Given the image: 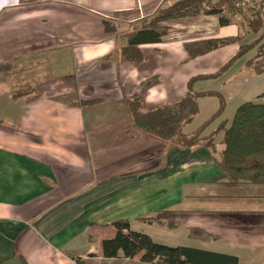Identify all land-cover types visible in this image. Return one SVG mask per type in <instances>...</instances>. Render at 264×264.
<instances>
[{
    "label": "crops",
    "instance_id": "crops-1",
    "mask_svg": "<svg viewBox=\"0 0 264 264\" xmlns=\"http://www.w3.org/2000/svg\"><path fill=\"white\" fill-rule=\"evenodd\" d=\"M181 1L0 0V70L19 64L22 74L39 71L35 87L21 76L27 88L21 98L11 96L15 74L0 81V264H21L20 259L76 264V258L87 264H140L121 254L102 257L101 243L115 236L112 224L119 220L161 245L264 264V185L227 184L206 148L177 149L147 136L133 127L127 112L126 101L145 80H160L146 95L147 108L173 103L184 97L191 78L218 73L238 51L239 44H232L188 60L186 42L239 37L231 23L222 27L217 16L201 11L162 24L186 39L166 35L139 46L140 63H121L128 38ZM249 54L252 58L254 51ZM246 62L236 81L255 97L264 95V73L246 70ZM196 70L204 73L190 77ZM64 79H70L69 87L53 85L58 95L49 96L44 83ZM212 80L193 90L220 94L225 112L232 95L225 87L196 91ZM63 92L98 103L71 106L59 100ZM207 97L214 96L199 100L196 117ZM218 108L208 121L194 124V119L183 132L211 121ZM221 140L222 133L214 141L217 151ZM161 213L169 214L174 227L165 220L139 221ZM164 228L182 235L162 236ZM190 229L212 238L191 239Z\"/></svg>",
    "mask_w": 264,
    "mask_h": 264
},
{
    "label": "trees",
    "instance_id": "trees-1",
    "mask_svg": "<svg viewBox=\"0 0 264 264\" xmlns=\"http://www.w3.org/2000/svg\"><path fill=\"white\" fill-rule=\"evenodd\" d=\"M263 6L264 0H252L250 5H244L242 0H218L215 3L212 0H183L160 12L146 27L136 31L128 38L127 46L119 52L121 63H140L143 57L139 46L161 42L170 30L163 26V23L195 17L203 10L209 15L217 16L219 25L222 27L230 23L225 13L232 16L242 15L244 12L249 14L245 22L248 37L252 39L246 44H242L241 37L201 39L183 44L188 60L199 58L232 44H239L236 55L218 73L191 78L186 84V93L183 98L173 103L147 108L146 95L160 82L159 78L154 77L142 82L139 91L126 101L127 112L135 129L159 141L169 143L177 149L189 150L203 146L215 156L217 166L229 185H264V95L257 97L258 102L248 101L240 104L230 122L221 121L212 133L203 136L210 122L223 114L225 101L220 94L197 93L193 87L200 81L221 76L252 51L254 55L246 62L245 69L257 76L264 73V15L260 13ZM105 31L111 32L108 23H105ZM13 85L14 90L11 93L13 99L27 96V93H16L17 87ZM206 96H214L219 100L217 112L211 121L193 133L185 134L184 128L199 114V100ZM97 103L98 101L76 99L69 105L87 107ZM220 133H222L220 142L222 149L217 151L214 141ZM168 219V213H161L157 217L143 218L139 221L152 223L165 220L169 227H174ZM112 226L116 230L115 236L101 243L104 259H115L121 254L128 260L139 258L140 264H237V259L234 257L155 243L149 236L131 231L130 223L126 220L115 221ZM188 237L195 240L212 238L198 229H190ZM73 260L76 264H87L79 258ZM20 262L26 264L22 259Z\"/></svg>",
    "mask_w": 264,
    "mask_h": 264
},
{
    "label": "rangeland",
    "instance_id": "rangeland-1",
    "mask_svg": "<svg viewBox=\"0 0 264 264\" xmlns=\"http://www.w3.org/2000/svg\"><path fill=\"white\" fill-rule=\"evenodd\" d=\"M204 11V10H203ZM246 11V10H245ZM225 15L229 18L230 23L232 25V30L237 29L238 30V35L239 37L242 38L243 43L242 44H246L248 43L252 37H248L247 34V26H246V22L245 20L249 17V14L247 12H244L242 15H236V16H232L228 13H225ZM191 18V17H190ZM178 29V28H176ZM167 36H172L175 39H186L185 37H187L185 34L181 35V33H176V31H172V29H170L167 34ZM249 38V39H248ZM252 54L247 55L246 57H244L242 60H240L239 62H237L233 68L227 72L224 76H222L221 78H218L216 80H212V81H208V82H202L199 83L198 86L196 87V91L199 92H208V91H214L217 90L218 88H223L225 87L229 92L232 93L231 95V99L230 101L227 103L226 105V109L224 114L218 118L217 120L212 121L209 124V128L213 127H217L221 121H227L230 122L234 116L235 110L236 108L244 103V102H248V101H252V102H258L259 100L257 99V97L253 96L249 91L250 89L244 90V88H242V86L240 87V84L236 81L235 79V74L238 72L239 69H241L244 65V63L250 58ZM221 65H217L212 69H209L210 72H212L213 70H216L218 68H220ZM13 68H10L9 70H6V68L3 67L1 73H0V81L2 82H7V74L8 72L15 74V78H13V84L16 85V93H24L25 91H27V88H24V83L25 81L22 82L21 80V76H28V82L29 83H25V85L27 86L28 84L32 85L35 87V83L37 84L36 80V76L38 75V70L37 69H32L30 70V72H25L24 74L21 73L20 71V65L19 64H12ZM214 72V71H213ZM204 71L201 70H196L194 71V73L190 74L191 76H195L197 74H203ZM45 80H43L44 82ZM42 82V83H43ZM44 85L46 87H50L49 91H48V95L49 96H57V93H54L52 89L53 85H58L64 88H68L70 85V79H64V80H57V81H46L44 83ZM252 86V85H251ZM30 89V87H29ZM85 96V95H84ZM80 99L79 96H77V94L75 92H63L62 94H60L59 96V100L65 103H70L72 101H75L76 99ZM77 99V100H78ZM218 99L215 97H207L205 99H203L201 108V113L198 117L195 118V122L196 123H201L204 121H208L211 118V115L213 114V112L218 108ZM87 110V109H86ZM121 111V110H120ZM104 114H107L109 112L108 108L104 109ZM111 112H118V110H113ZM87 115V112L86 114ZM193 124V125H194ZM192 125V126H193ZM192 126L188 127L187 129L189 130ZM186 131V130H185ZM187 132V131H186ZM205 135H208V130H206L204 132ZM219 140V139H218ZM147 230V229H146ZM151 231H149L150 234ZM145 233H147V231H145ZM161 233L162 236H165L167 234H174V235H182L181 230H175V231H169V229H161ZM160 242H165V241H160Z\"/></svg>",
    "mask_w": 264,
    "mask_h": 264
},
{
    "label": "built area",
    "instance_id": "built-area-1",
    "mask_svg": "<svg viewBox=\"0 0 264 264\" xmlns=\"http://www.w3.org/2000/svg\"><path fill=\"white\" fill-rule=\"evenodd\" d=\"M251 2H252V0H242V3H243L244 5H250ZM260 13H261L262 15H264V6L260 9Z\"/></svg>",
    "mask_w": 264,
    "mask_h": 264
}]
</instances>
